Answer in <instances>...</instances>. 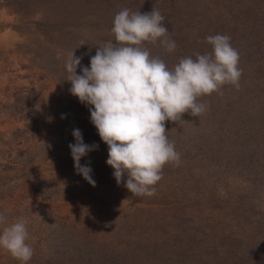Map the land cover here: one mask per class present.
<instances>
[{
    "label": "rangeland",
    "instance_id": "obj_1",
    "mask_svg": "<svg viewBox=\"0 0 264 264\" xmlns=\"http://www.w3.org/2000/svg\"><path fill=\"white\" fill-rule=\"evenodd\" d=\"M182 5L195 24L203 17L211 35L231 38L240 59L254 65L249 80L250 69L260 72L250 87L260 100L245 98L234 105L238 115L225 118L224 151L210 147L222 154L224 172L217 179L206 174L212 182L205 194L202 182L197 191L177 180L203 164L189 163L194 150L175 147L180 166H164L154 196H133L126 174L118 185L106 163L108 146L91 122L92 106L70 93L66 60L72 52L81 57L77 75L90 67L97 47L115 42L113 20L124 8L167 9L161 14L169 38L179 42ZM244 20L251 27L243 31ZM263 29L264 0H0V213L6 217L0 231L28 220L26 243L34 250L28 264H264V69L256 63L264 60ZM144 47L162 60L168 53L159 42ZM215 97L206 99L214 109ZM184 115V122L166 121V130L211 125V116L205 126L202 116ZM75 129L85 144L98 145L80 160L92 169L95 186L74 167ZM0 264L20 262L0 248Z\"/></svg>",
    "mask_w": 264,
    "mask_h": 264
},
{
    "label": "clouds",
    "instance_id": "obj_2",
    "mask_svg": "<svg viewBox=\"0 0 264 264\" xmlns=\"http://www.w3.org/2000/svg\"><path fill=\"white\" fill-rule=\"evenodd\" d=\"M165 17L153 7L150 12L119 11L111 29L115 42L98 46L90 67H82L81 57L72 52L66 60L70 74V93L90 108L91 122L108 146L106 163L114 169L119 185L133 196H154L166 164L180 166L181 155L167 135L165 122H184L190 113L199 117L206 111L200 97L220 92L225 85L239 88L242 69L238 50L227 35L205 38L211 51L183 57L172 68L159 56H152L145 42L156 44L168 53L176 49L169 38ZM75 143L69 144L77 174L92 186V169L80 160L98 145L83 141L79 129L73 131ZM6 217L0 213V224ZM28 220L19 218L0 231V248L20 264H28L34 250L28 240Z\"/></svg>",
    "mask_w": 264,
    "mask_h": 264
},
{
    "label": "trees",
    "instance_id": "obj_3",
    "mask_svg": "<svg viewBox=\"0 0 264 264\" xmlns=\"http://www.w3.org/2000/svg\"><path fill=\"white\" fill-rule=\"evenodd\" d=\"M158 8H159L158 10L163 15H166L165 11H167V9L163 10L161 7ZM224 8L225 7H220L219 9H224ZM247 8L248 10H246V12H250L252 10L251 6L249 8L247 5ZM135 10L136 9H134L133 11ZM208 10L210 11V9ZM258 10L261 12L262 7L259 6ZM209 11L208 14L211 13V11L210 12ZM181 12L183 13V16L178 21V23H175L176 28L179 32L180 41L175 42L177 46L176 49L171 53H165V57H164V62L166 60L169 68H172L174 65H176L179 62V60L183 57L191 56L193 59H195L196 53L204 54L206 52L211 51V45L206 43L205 40V38L211 34L209 33L207 26H202L203 17L197 24H195L187 15L186 5H185V9L184 6L182 5ZM211 15L213 17V13H211ZM215 15L218 17L217 14ZM185 17L187 19H185ZM164 24L166 25V21H164ZM228 27L230 28V26ZM250 27H251V23H247L244 20V22L242 23L243 31ZM250 41H252L254 44L253 46L254 50H259L260 43L258 44V41L256 39H251ZM185 46L186 48L183 49V47ZM256 63H258L264 69V60L262 61V58L260 61ZM244 64H245L244 61L240 59L239 68L242 69V76L239 81L240 86L238 89L232 85H225L220 92H214L210 96H203L199 98L200 102L204 103L207 106L206 111L202 115H200L203 117V123L206 126L209 120L208 117L211 116V125L203 129H200L201 131H194V127H193L191 133H186L185 130L183 129L177 130V133L170 132V129L166 130L169 139L175 142V147L177 149L180 148L184 151L194 150L195 158L189 162L190 164L194 160L199 162V164H203L200 170L197 169V167L195 168L196 172L184 174L185 173L184 171V173H180V178H177V180L183 182H190L194 184L197 188V191L199 188L198 182H202V193L204 194L206 193V189H207V181H211L209 178L206 177V174L211 176L213 179H217L218 177L222 176V173L224 172L223 170L224 159H222L220 156L222 154L217 151H224L223 146H225L228 143L227 134L224 131V127H223L225 118L232 114L238 115L237 113L240 110L238 109L235 111L234 105L236 103L242 102L243 100H246L245 98H248L249 101L256 100L255 101L256 104H258L260 100V98H258L256 94L250 90L251 86L255 87L256 80H260V77H258L257 76L258 74L256 73L258 71L250 69L249 73H251L253 79L249 80L248 68L253 67L254 65L247 66L245 64L244 66ZM213 96H216L215 97L216 98L215 103L217 105L216 109H214L213 108L214 106L210 105V103L208 102V100ZM206 99L208 100L206 101ZM232 101H234V103H232ZM189 114L190 113L185 114L184 119L187 118ZM177 138H182V139H177ZM214 146H218L217 151L210 148ZM213 154H215L217 160H213L211 158V155ZM208 163L214 167H210ZM187 167L189 168V166ZM198 172H200V174L201 173L203 174V178L200 180H198V177L196 176V173ZM191 181H195V183Z\"/></svg>",
    "mask_w": 264,
    "mask_h": 264
}]
</instances>
